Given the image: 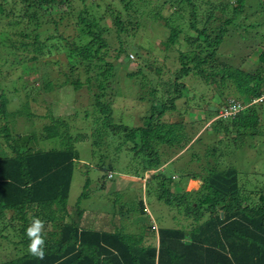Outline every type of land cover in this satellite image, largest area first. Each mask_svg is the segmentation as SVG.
Listing matches in <instances>:
<instances>
[{
    "label": "trees",
    "instance_id": "trees-1",
    "mask_svg": "<svg viewBox=\"0 0 264 264\" xmlns=\"http://www.w3.org/2000/svg\"><path fill=\"white\" fill-rule=\"evenodd\" d=\"M16 1L0 0V25H3L2 22L9 21L13 23L12 27L24 24L26 27L18 30L17 34L26 38L29 37L27 30L30 25V33H34L35 49L42 46L43 48L38 49L46 48V53L51 52L50 47L63 51L69 59L67 65L71 73H74L77 68H82L81 73L85 74L100 73L83 78L78 73H74L73 78L67 83L74 91L83 85L88 90H92L91 88L95 86L97 91H94L92 96L93 109L95 108L97 112L93 110L94 113L91 112L93 118L90 122L91 127L89 126V137L96 145L99 144L102 136L108 137L112 143L114 135L122 132V141L127 140L132 144L130 151L134 153L133 163L137 166L135 174L143 178L145 183H136L142 193L138 195L139 198L134 196V203L137 200L136 203H130L128 207H125L127 204L120 203L122 201L120 200L119 209L116 212L121 219L125 213H135L128 222V225L134 224V232L124 231L123 228L127 225L124 222L122 225L120 218L116 219L119 220L118 224H114L113 219H109L110 228L85 226L81 221L83 211H77L76 218L70 217L66 220L69 217L66 208L72 177L76 164L79 163L76 143L83 140V136L70 134L68 123L53 114L47 116L50 120L48 123L36 130L33 129L30 133H14L10 123H13L17 116L24 115L29 118L34 114L28 110L26 102L19 109L9 111L8 97L1 89L0 121L3 123L0 124L2 139L0 142V234L4 230L12 231L18 237V240L12 241V244L15 248L19 247L20 251L9 259L1 260L0 264H264V176L261 182L256 179L247 181L243 176L239 177L235 167L219 169L206 160L202 173L189 174L184 170V175L181 174L190 179L199 177L200 188L195 191H181V193L173 192L172 184L178 181L167 173L166 167L145 176L147 171L166 162L162 155L167 152L160 151L161 145L166 146L167 150L176 149L177 153L187 146L185 151H188L200 142L199 139L202 137L211 139L212 135L221 129L224 130L223 134L226 133L228 122L243 128L257 125L260 116L256 108L264 104V101L259 104H246L251 98H258L264 93V75L260 78L257 74L247 73L239 67H232L217 54L223 40L229 36L227 35L229 25L243 11L248 2H252L260 17H264V4H262L264 0H234L233 5L230 4L231 0H217L210 3L214 9V20L218 18L216 21L219 22L211 29L212 34L207 33L205 29H198L196 24L198 20L196 10L198 6L202 7V0H156L158 2L153 5L155 12L151 13L154 18L165 21L164 26L168 29V35L162 43L166 47L172 45L182 32V27H178L179 23L170 24V18L167 20L160 11L167 1L170 5L177 7L173 14L176 13V16L180 18L183 17L180 10L189 8L187 26L201 32L204 38L199 41L198 36L184 37L189 48L178 49L179 66L171 74V79L165 82L167 86L164 89V98L160 97L151 101L149 115L138 127L118 122L113 115V107L104 94L105 78L111 75L113 69L111 63H107L106 68H100V64L106 63L100 53L107 46L105 39L101 37L106 28H101L100 18L94 14L91 15L89 6L85 4L86 0H80L81 6L76 7L78 8L76 15H74L73 0H18L17 3ZM19 2L22 4L16 10ZM147 2L126 0L124 6L139 4L146 11L149 10L146 7ZM248 5L251 6V3ZM95 7L99 8L100 4H95ZM65 14L72 18L74 16L75 20L74 27L77 33L70 41H67V37H63L62 32H57V26L51 33L44 32L42 29L35 33L40 23H45L47 17H52L54 23H59ZM209 18L210 16L207 17ZM114 22L118 27L122 24L117 16ZM255 24L256 31L262 39L264 21H257ZM0 33L2 34L1 31ZM44 33H48L45 37L46 41L55 40L52 46L50 44L46 46L47 42L40 38ZM84 37L87 38L85 42ZM62 41L65 44L63 49ZM261 41L263 46L259 47V49L262 47L259 52H264V41ZM20 44L28 45L24 42ZM122 50L123 48H120L119 52ZM30 58L36 59L35 56ZM261 62L264 63V53L259 55L256 61L259 67L253 73H259L258 69L264 68L260 65ZM52 63L59 62L54 59ZM133 73L134 71L129 76L134 75ZM206 73L211 76L221 74V78L216 81H219L221 99L209 113L210 118L215 117V119L201 132L200 135L204 136L198 135L191 138L189 135L174 133L172 129L164 131L160 118L171 109H176L175 100L181 97L185 89L181 79L188 75H195L200 76L208 84ZM234 77L239 85V94L245 101L223 97L225 89L234 85L230 82V79ZM45 79L44 89L52 88V81L47 77ZM93 79L96 83L90 85L89 82ZM230 102L241 105L242 109L232 115L223 116L222 113L228 110ZM91 113L85 111V116ZM75 116L76 113L73 117ZM262 121L264 122V118ZM221 123H223L222 128ZM165 132L168 134L166 135ZM260 134L264 136V130L260 131ZM51 140L52 143L57 140V145H52L48 149L39 147L40 143ZM116 150H118L116 146L111 149L112 152ZM204 154L207 159L208 155H214L210 150H206ZM181 155H178L176 159ZM110 164L109 162L106 166L102 162L98 169L105 173H112L114 167ZM87 167L88 164H86ZM139 167L140 171L137 170ZM110 176L113 175L110 174ZM108 179L111 178L104 177L101 180L103 185ZM120 179L121 177L115 182V186ZM90 183V178L86 177L77 202L89 197ZM248 183L251 184L248 186ZM148 197L158 205L164 204L176 211L173 225H158L157 219L151 214ZM34 212L45 214V220L52 225L51 232L40 230V236L44 240L41 246L44 251L43 259L28 250L31 240L27 237L26 230L34 222L31 221ZM113 215L115 213L111 214ZM144 217L147 218L148 226L156 236V241L152 243H147L143 226L136 227L139 218L144 219Z\"/></svg>",
    "mask_w": 264,
    "mask_h": 264
},
{
    "label": "rangeland",
    "instance_id": "rangeland-1",
    "mask_svg": "<svg viewBox=\"0 0 264 264\" xmlns=\"http://www.w3.org/2000/svg\"><path fill=\"white\" fill-rule=\"evenodd\" d=\"M125 1L86 0L85 4L89 6L91 15L94 14L100 18L101 28H106L101 37L105 39L107 46L100 51L106 63L100 64V68H106L107 63H111L113 66L111 75L107 79L105 78L104 84L106 86L104 94L111 107H113V115L118 122L131 127H138L143 124V120L149 115L151 101L160 97L164 98V89L167 86L165 82L171 79V74L179 66L177 60L178 49L187 50L189 48L184 37L186 35L189 37L198 36L200 37L198 38L199 41L203 40L204 37L201 32L199 33L187 26L189 8L180 10L183 13V17L180 18V16H176V13L173 14L176 12L177 7L170 5V2L167 1L160 11L167 20L170 18V24L179 23L178 27H182V32L172 45L166 47L162 43L168 35V29L164 26L165 21L164 19L154 18L151 13L155 12L153 5L158 1L145 0V2L149 1L146 3V7L149 10L151 9L150 12L149 10L145 11L143 6L140 7L139 4H131V6L125 7ZM214 2H217V0H202V7L198 6L196 10L198 29H205L210 34H212L211 29L219 23L216 21L218 18L214 20V9L210 5ZM72 3L75 6L74 15H76L78 9L76 7L81 6L80 0H73ZM97 3L100 4L99 8L95 7ZM248 3H251V6ZM248 3L244 6L243 11L234 18L233 23L229 25L227 30L229 36L223 40L217 55L232 67H239L247 73L257 74L262 78L264 68L258 69L259 73L253 72L259 67L256 64L259 55L264 53L259 52L262 48L259 49V47L263 46L261 40L264 41V36L261 39L260 34L256 31L255 23L264 21V17H260L252 2ZM20 4L22 3L19 2L16 10L20 7ZM230 4L233 5L234 0H231ZM170 14L171 16H169ZM64 16L59 23H54L52 17H47L45 23L41 22L35 33L40 29L51 33L52 29L57 26V32H62L63 37H67V41H70L77 33L74 27L75 20L74 16L73 18L67 14ZM116 16L122 21L120 27L114 22ZM208 16H210L209 19H207ZM2 24L0 25V31L2 32V34L0 33V90L2 89L8 97L7 108L9 111L19 109L26 102L28 110L34 114L29 118L24 115L17 116L14 122L10 123L11 125L9 124L13 132L17 134L30 133L33 129L36 130V128L48 123L50 120L47 116L52 114L65 120L69 125L70 134L83 136V140L76 143L79 163L76 164L72 177L66 208L69 217L66 220L70 217L76 218L77 211H83L81 221L85 226L110 228L109 219H113V223L118 224L119 220L116 219H121V217L116 212L120 203L127 204L125 207H128L130 203L135 204L137 200L134 203V196L138 197L142 194L136 183H145L143 178L135 174L137 166L136 163H133L134 153L130 151L132 144L127 140L122 141L123 133L120 132L116 135L113 134L114 141L112 143H110L108 137L104 138L102 136L99 144L96 145L93 139L89 137V126L91 125V118H93L91 112H97L95 108L93 109L94 100L92 96L93 92L97 90L95 86L91 88L92 90H88L83 85L74 91L71 85L67 83L73 78L74 73H78L82 78L100 73H81L82 68H77L74 73H71L67 65L69 59L63 51H57L50 47L51 52L46 53V48L43 50L38 49L43 48L42 46L35 49L36 43H33L34 33H30V25L27 30L29 37L26 38L17 34L18 30L26 27L24 24L18 27H12L13 23L11 21L2 22ZM263 29L264 27H262ZM48 33L42 34L40 38L47 42L46 46L49 44L52 46L55 40L46 41L45 37ZM86 39L84 37V42ZM11 42H13V45H11ZM20 42L28 43V45H22ZM64 46V41H62V49ZM120 48H123L121 52H119ZM34 56L37 60L30 58ZM54 59H57L59 63H52ZM260 65L264 67V63L261 62ZM157 69H159L158 72ZM132 71H134V75L129 76ZM208 74L205 75L208 78V84L200 76L195 75H188L181 79L185 89L182 91L181 97L175 100L176 109H171L163 114L161 118L159 117L164 131L172 129L174 133L189 135L191 138L198 135L204 136L200 135L201 132L215 119V117L211 119L209 113L221 99L219 81L216 82L221 78V74L214 76ZM46 77L52 81V88L50 89H44L43 84ZM230 82L234 85H230L225 91L223 90L225 92L223 97L245 101L242 98L243 96L239 94V85L236 78H231ZM95 83L94 79L89 82L90 85ZM248 104L249 102L246 105ZM256 109L258 116H260L256 126L243 128L228 122L226 133L223 134L224 130L221 129L215 135H212L211 139L202 137L199 139L200 142H197L188 151H185L187 146L177 153L176 149L167 150L166 146L161 145L160 151L167 152L162 155L166 162L151 171H147L145 176L166 167L167 173L178 181L172 184L173 192L195 191L200 188L199 177L195 179L183 177L184 170L189 174L202 173V168L207 160L219 169L235 167L238 170L239 177L243 176L247 181L256 179V181L261 182L264 176V136L260 134V131L264 130V122L262 121L264 118V104L257 106ZM85 111L91 114L86 117ZM75 113L76 116L73 117ZM234 113H230V115ZM222 115L228 114L223 112ZM2 123L3 121H0V124ZM220 126L222 128L223 123ZM165 133L168 134V132ZM192 135L194 136L192 137ZM207 135H210V133H207ZM1 140L0 138V142ZM52 145H57V140H54L53 143L52 140L40 143L39 147L48 149ZM115 146L118 147V150L112 152L111 149ZM99 147L100 150H98ZM206 150H210L214 155H208L207 159L206 154H204ZM180 154L182 155L176 159ZM92 155H94L93 158ZM144 160L146 159L144 158ZM102 162L106 166L109 162L111 163L110 165L114 167L112 173H105L98 169ZM86 164H88L87 168ZM137 170L140 171L141 168L139 167ZM110 174L113 176H110ZM86 177L90 178L91 181L89 184L90 195L77 202V197ZM104 177L105 179L106 177L111 178L107 180L105 185L101 181ZM119 177L121 179L115 186V182ZM250 184L248 183V186ZM147 201H149L151 214L157 219L158 225L171 226L174 224V216L176 215L174 209H169L164 204L158 205L150 197ZM130 210L133 211V209ZM113 213L115 215L111 216ZM134 215L135 213L130 212L125 213L122 217V225L123 222L127 225L124 226V231L134 232V224L128 225ZM45 217V214L34 212L31 221H41V230L51 232L52 225L45 220ZM148 225V220L144 217V219L139 218L136 227L143 226L147 243H152L156 241V236ZM17 240L18 237L9 229L1 232L0 261L9 259L20 251L18 250L19 247L15 248L12 244V241Z\"/></svg>",
    "mask_w": 264,
    "mask_h": 264
},
{
    "label": "clouds",
    "instance_id": "clouds-1",
    "mask_svg": "<svg viewBox=\"0 0 264 264\" xmlns=\"http://www.w3.org/2000/svg\"><path fill=\"white\" fill-rule=\"evenodd\" d=\"M264 94V93H262ZM260 103V102H259ZM257 103V104H259ZM42 227V222L39 220H35L33 224L27 228L26 235L30 238L31 243L29 245V251L37 256L40 259L44 257V251L41 247L44 244V240L40 236V230Z\"/></svg>",
    "mask_w": 264,
    "mask_h": 264
},
{
    "label": "built area",
    "instance_id": "built-area-1",
    "mask_svg": "<svg viewBox=\"0 0 264 264\" xmlns=\"http://www.w3.org/2000/svg\"><path fill=\"white\" fill-rule=\"evenodd\" d=\"M264 101V94H262L261 96H259L258 98H251V100L249 101V104L251 103H259V102H263ZM248 104V105H249ZM240 109H242V106L234 103V102H230L228 104V110L224 111V113L226 114H230V113H234L236 111H239Z\"/></svg>",
    "mask_w": 264,
    "mask_h": 264
}]
</instances>
